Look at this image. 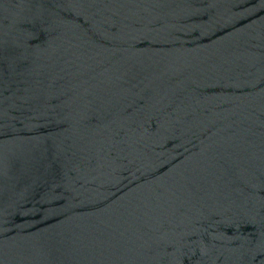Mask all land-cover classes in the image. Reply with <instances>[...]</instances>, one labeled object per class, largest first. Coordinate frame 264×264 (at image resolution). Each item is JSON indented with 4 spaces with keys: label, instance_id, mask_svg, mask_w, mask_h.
I'll return each instance as SVG.
<instances>
[{
    "label": "water",
    "instance_id": "water-1",
    "mask_svg": "<svg viewBox=\"0 0 264 264\" xmlns=\"http://www.w3.org/2000/svg\"><path fill=\"white\" fill-rule=\"evenodd\" d=\"M0 264H264V0H0Z\"/></svg>",
    "mask_w": 264,
    "mask_h": 264
}]
</instances>
